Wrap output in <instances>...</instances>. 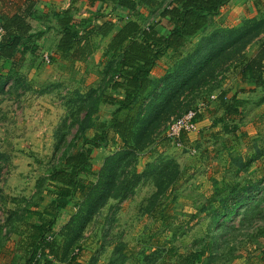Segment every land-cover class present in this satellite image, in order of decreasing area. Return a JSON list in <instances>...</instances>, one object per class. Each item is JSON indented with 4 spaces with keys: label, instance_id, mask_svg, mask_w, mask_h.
I'll return each mask as SVG.
<instances>
[{
    "label": "trees",
    "instance_id": "1",
    "mask_svg": "<svg viewBox=\"0 0 264 264\" xmlns=\"http://www.w3.org/2000/svg\"><path fill=\"white\" fill-rule=\"evenodd\" d=\"M76 1L72 0L66 9L54 13L53 19L49 18L50 23L54 20L53 25L35 29L30 20L35 13L37 0H0V24L4 30L0 39V57L12 64L8 72L0 77V88L17 78L16 63H12L15 58L28 49H34V54L38 49L35 41L52 28L59 34L55 43L56 52L62 58L85 63L94 52L92 37L108 36L115 23L109 19L99 21V18H103L99 10L91 9L88 15L79 16ZM97 1H109L114 7L129 12H134L138 5L136 0H88V5L92 6ZM140 1L148 7L158 5L154 0ZM228 1L173 0L159 12L171 26L166 34L160 33L155 24L144 26L138 19H127L110 38L106 50L111 59L102 71L103 84L89 87L85 92L76 91V98L69 99V104H74V107L68 110V117L73 124H77L75 139L71 142L74 149L66 150L60 163L48 168L45 178H42L56 185V191L51 195L54 203L52 209L42 211L28 203L6 211L5 235L23 233L26 216H36L33 225L36 236L30 247L31 250L37 249L28 253L23 264H81L75 261L72 253L80 246L86 227L110 199L124 200L134 192L137 181L144 178V175L136 173L138 155L155 141L160 125L176 113L180 98L195 87L208 84L216 71L241 58L247 46L264 34V17L244 19L236 26L214 24L213 29L204 34ZM198 35L201 36L193 51L176 57L172 66L174 68L176 65L174 69L167 70L158 78L151 76L157 61L168 49H172L175 55L186 42ZM242 71L246 81L264 89V40L247 58ZM214 88L212 84L209 91ZM108 89L116 91L119 96L109 95ZM231 97L228 99L224 91L218 94L225 112L241 113L244 100L236 99L235 94ZM108 101L115 104L111 117L108 121H99L96 115L100 104ZM258 104H264V94ZM82 111L84 113L80 116ZM262 127L260 143L251 146L252 156L231 155L226 169L234 171L236 175L230 179L222 177L214 180L211 202H208L209 206L201 207L211 221L207 228V233H211L208 245H214L219 240V227L224 226L236 213L242 212L239 220L242 226L251 225L255 218L264 220V196L256 199L264 190V174L257 179L241 174L249 170L254 160L264 156V125ZM89 130H93L92 135L87 134ZM230 131V127L224 125L223 133ZM184 135L182 133L181 138ZM58 138L57 144L61 145L63 134H59ZM110 145L116 147L106 155L94 178H89L92 175V150ZM8 161V156L0 151V171ZM147 169L145 174L153 179L155 185V191L147 203V212L151 214L161 204L164 195L176 190L181 170L171 158L147 164ZM36 188L40 193L42 182H38ZM168 203L159 207L158 215L162 221L166 219ZM33 204L38 206V201ZM68 206L74 209L70 211L66 208ZM257 235H264V227L258 229ZM3 246L0 241V248ZM122 246L115 249L108 264H123L127 260ZM192 250L186 264H201L207 252L206 245ZM210 256L213 258L211 252L208 254Z\"/></svg>",
    "mask_w": 264,
    "mask_h": 264
},
{
    "label": "rangeland",
    "instance_id": "2",
    "mask_svg": "<svg viewBox=\"0 0 264 264\" xmlns=\"http://www.w3.org/2000/svg\"><path fill=\"white\" fill-rule=\"evenodd\" d=\"M78 15H84V12L80 11ZM151 21L154 20L146 17L144 26ZM108 41V37H92L94 52L83 64L62 58L55 50V40L41 47L40 53L35 55L34 49H28L12 62L16 63L17 78L0 88V151L9 159L0 171V241L4 244L0 248V264H23L28 253L37 249L31 250L30 247L36 236L33 228L36 216H26L23 233L5 235L6 211L28 203L42 211L52 209L51 195L56 191V185L42 178H45L48 168L60 163L66 150L74 149L71 142L75 139L77 124H73L68 117V110L74 107V104H69V99L76 98V91L85 92L89 87L103 84L102 71L111 59L106 50ZM194 41L189 40L178 54L171 52L172 61H168L171 56L161 59L154 68L153 77L174 69L176 65L172 66L176 57L193 51L197 42ZM256 44L258 39L247 46L241 58L216 71L208 84L195 87L180 98L177 114H172L160 125L155 141L138 155L136 173L144 175V178L137 181L134 192L126 199H110L86 227L80 246L72 253L75 261L108 264L115 249L123 245L122 249L128 256L123 264H186L192 249L204 244L207 252L201 264H264V235H257L258 229L264 227V220L255 218L251 225L242 226L239 222L242 212L236 213L219 227V240L214 245H208L211 233H207V228L211 221L207 213L201 211V207L211 202L214 180L222 177L230 179L236 175L226 169L230 156L240 154L250 157L253 154L251 146L260 143L264 104L260 105L258 101L264 89L256 88L242 77V67L252 56L248 53ZM44 54L48 55V62L43 60ZM34 60L37 61L35 67L32 65ZM11 67L10 61L0 57V77ZM212 84L215 88L209 91ZM220 91L226 92L228 99L235 94L236 99L244 100L242 112H225L218 98ZM107 93L119 96L112 89H108ZM114 108L115 104L110 101L101 103L97 119L108 121ZM189 109L195 111L193 121L196 125L180 138V145H176L167 137L169 126ZM224 125L230 127L229 133H223ZM59 134L64 137L61 145L57 144ZM87 134L92 135L93 130L87 131ZM115 147L110 145L92 150V175L89 178H94L106 155ZM163 158H171L178 163L181 177L176 190L164 195L158 208L149 214L147 203L155 185L153 179L145 174L147 164ZM241 174L251 179L262 176L264 156L254 160L249 170ZM38 182H42L40 193L36 188ZM40 196L42 199H39ZM261 196H264V190L256 199ZM37 201L38 206H34ZM166 202H169L167 216L162 221L158 215L159 207ZM66 208L70 211L74 209L73 206ZM45 216L48 217L47 213ZM211 247H214L212 251ZM209 252L214 259L208 257Z\"/></svg>",
    "mask_w": 264,
    "mask_h": 264
},
{
    "label": "crops",
    "instance_id": "3",
    "mask_svg": "<svg viewBox=\"0 0 264 264\" xmlns=\"http://www.w3.org/2000/svg\"><path fill=\"white\" fill-rule=\"evenodd\" d=\"M71 1L72 0H37L35 6V13L32 15V18L30 20L31 23L33 24L35 29H44L47 25H53L52 23L54 22V20H52V23H50L49 18L51 17V19H53L52 16H54V13L56 14L66 9L70 5ZM136 1L138 2V5L134 12H129L122 8L114 7L113 4L109 1H97L93 3L92 6H90L88 5V0H77L76 6L78 7V13L80 11L84 12V15H81V17L88 15V11L91 9L92 11L99 10L101 11V13H103V18H99V21L109 19L110 21H113L115 23L113 30L109 33L108 36H106L109 38V40L118 31L122 23L125 22L127 19H138L140 22H143L146 17L152 18L154 21H151V24H155V27L160 30V33L166 34L171 26L167 23V20L165 18H162L159 15V12L161 9H163L164 6L168 5L169 3H172L173 0H154L158 3V5L153 7H148L145 3H142L140 0ZM254 17H264V0H229L225 5L220 8L219 14H217L213 18L211 24L207 27L204 34L209 33L213 29L214 24L224 26H236L240 24L242 20ZM200 36L201 35H198L192 39L195 40L194 42H196ZM58 37L59 34H57L53 28L46 32V34H44L40 39L35 41L34 44L36 46L38 45V49L36 50L35 54L40 53L42 51L41 47L48 46L50 41L55 40L56 43ZM260 40H264V34H262V36L258 38V44H256L252 48V51H250L251 53H248V55H253L255 53V51L259 47V43L261 42ZM171 52L174 51L172 49H168L165 54L161 58H159V60L157 61V65L159 64L160 60H164L166 56L168 58L171 56L168 61H172L174 57H172ZM162 64V67H164V63ZM32 65L33 67L37 66V61H32ZM157 65L155 67H157ZM153 73H155L154 69L151 72L152 77ZM161 74L163 73H158L157 77L154 78L160 77ZM251 84L253 85V83Z\"/></svg>",
    "mask_w": 264,
    "mask_h": 264
},
{
    "label": "built area",
    "instance_id": "4",
    "mask_svg": "<svg viewBox=\"0 0 264 264\" xmlns=\"http://www.w3.org/2000/svg\"><path fill=\"white\" fill-rule=\"evenodd\" d=\"M4 30L2 25L0 24V39ZM43 60L48 62L50 59L47 54L43 55ZM214 97V96H213ZM195 116V111L192 109L187 110L182 115L177 117L169 126V130L167 132V137L170 138L176 145H180V138L182 133H186L191 131L196 125L193 121Z\"/></svg>",
    "mask_w": 264,
    "mask_h": 264
}]
</instances>
